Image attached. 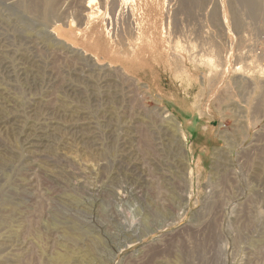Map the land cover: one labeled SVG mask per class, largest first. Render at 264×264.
Listing matches in <instances>:
<instances>
[{
    "label": "rangeland",
    "instance_id": "rangeland-1",
    "mask_svg": "<svg viewBox=\"0 0 264 264\" xmlns=\"http://www.w3.org/2000/svg\"><path fill=\"white\" fill-rule=\"evenodd\" d=\"M263 5L0 0V264H264Z\"/></svg>",
    "mask_w": 264,
    "mask_h": 264
},
{
    "label": "bare ground",
    "instance_id": "bare-ground-1",
    "mask_svg": "<svg viewBox=\"0 0 264 264\" xmlns=\"http://www.w3.org/2000/svg\"><path fill=\"white\" fill-rule=\"evenodd\" d=\"M250 1H255V0H250ZM264 6V5H263ZM263 9H264V7H263ZM215 17V16H214ZM217 17V16H216ZM235 17V15L233 14V15H231L230 17H227V19H229L230 21L228 22V21H226V17L224 18V23H226L227 25L226 26H228V29H229V32L228 33H230V36H229V38H228V40H231L232 38L231 37H233V35H232V31H233V24H234V22L232 21L231 22V19H233ZM222 18V17H221ZM214 19V18H213ZM216 20V19H215ZM214 21V20H213ZM219 22V21H218ZM217 22V23H218ZM225 26V27H226ZM63 29V28H62ZM227 30V29H226ZM236 32V31H235ZM62 33V32H61ZM59 34V33H58ZM60 35V34H59ZM7 53V52H6ZM2 55H4V54H2ZM1 56V55H0ZM6 56V55H5ZM4 56V57H5ZM3 57V58H4ZM7 57V56H6ZM245 60V59H244ZM5 61V60H4ZM7 61V60H6ZM9 63V62H8ZM1 64V63H0ZM7 64V63H6ZM20 65V64H19ZM23 65V64H22ZM1 66H2V64H1ZM3 67V66H2ZM19 67V66H18ZM24 68H25V66H24ZM7 69V68H6ZM19 69H21V68H19ZM9 70V69H8ZM22 70V69H21ZM26 70V69H25ZM24 70V71H25ZM31 70V69H30ZM21 72V71H20ZM36 72H38V71H36ZM23 73H26V72H23ZM29 73V72H28ZM32 73H33V71H32ZM30 74L31 75V77H32V75L33 74ZM36 74V73H35ZM23 76V75H22ZM35 76V75H34ZM8 77H9V75H8ZM11 77V76H10ZM26 77H28L27 75H26ZM28 79V78H27ZM33 80V79H32ZM56 90V89H55ZM84 91V90H83ZM52 95V94H51ZM2 109V108H1ZM4 110V109H3ZM1 114V113H0ZM2 116V115H1ZM7 119H8V117H6ZM3 119V118H2ZM5 120V119H4ZM9 120V119H8ZM8 120H6V121H8ZM1 121V120H0ZM1 123V122H0ZM9 123H10V121H9ZM12 123H14V122H12ZM12 123H10V124H12ZM17 123H18V121H17ZM17 123H16V127H17ZM3 126L4 125H6V123H3L2 124ZM14 126H15V124H14ZM13 127V126H12ZM20 127V126H19ZM193 127H195V125H193ZM41 135H42V133H40ZM41 140H43L42 139V136H39V137H37V139L36 140H32V141H30L29 143H28V146H29V149L31 148H36V147H38L39 146V144L42 142ZM164 143V142H163ZM39 149V148H38ZM149 177V176H148ZM138 180V179H137ZM176 200V199H175ZM131 227V226H130ZM134 228V227H133ZM95 229V228H94ZM130 231V230H129ZM135 233V232H134ZM127 236V235H126ZM93 237V236H92ZM129 237V236H128ZM122 246V245H121Z\"/></svg>",
    "mask_w": 264,
    "mask_h": 264
}]
</instances>
